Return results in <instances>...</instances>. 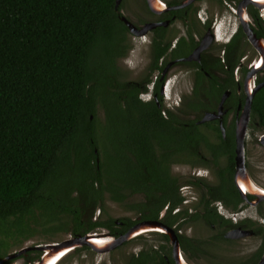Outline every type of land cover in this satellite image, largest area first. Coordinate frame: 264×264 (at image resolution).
Returning <instances> with one entry per match:
<instances>
[{
  "label": "flooded vegetation",
  "instance_id": "af4514ba",
  "mask_svg": "<svg viewBox=\"0 0 264 264\" xmlns=\"http://www.w3.org/2000/svg\"><path fill=\"white\" fill-rule=\"evenodd\" d=\"M256 2L120 0L113 6L112 65L101 81L113 102L105 108L100 98L109 96L98 93L89 115L94 131L58 163L62 171L50 178L56 188L44 196V207L31 206L27 231L0 235V264L258 262L261 256L256 263L250 258L264 250V196L257 192L264 190V129L252 120L251 105L242 136L250 184L240 190L234 178L245 86L264 81V8ZM137 53L144 61L134 77L130 57ZM222 182L235 188L236 201L223 194ZM259 236L261 246L246 259L227 263L219 253L221 245L225 251L240 238ZM85 237L94 243L67 246ZM56 243L66 247L45 251Z\"/></svg>",
  "mask_w": 264,
  "mask_h": 264
},
{
  "label": "trees",
  "instance_id": "16d2710c",
  "mask_svg": "<svg viewBox=\"0 0 264 264\" xmlns=\"http://www.w3.org/2000/svg\"><path fill=\"white\" fill-rule=\"evenodd\" d=\"M114 1L0 0V235L6 238L27 231L31 206L44 207V196L56 188L50 178L62 171L58 163L94 131L89 115L112 65ZM107 96L100 98L105 108L113 102ZM251 118L264 129V85L251 100ZM223 183V194L236 201L235 188ZM2 245L0 237V252Z\"/></svg>",
  "mask_w": 264,
  "mask_h": 264
},
{
  "label": "water",
  "instance_id": "95a60500",
  "mask_svg": "<svg viewBox=\"0 0 264 264\" xmlns=\"http://www.w3.org/2000/svg\"><path fill=\"white\" fill-rule=\"evenodd\" d=\"M120 0H115V6H117L118 2ZM258 2H256L255 4H257L260 8H264V0H258ZM263 1V2H262ZM248 37L249 36V32L248 30H246ZM251 39V38H250ZM262 85H264V81L256 84V85H250V86H245V90H246V98H245V104H244V116L241 120V125L237 127V139H236V144H237V148H236V156H235V161H236V169H235V173H234V178H235V182H236V186H238V188L241 190L242 186L247 187L250 184V180L247 176L246 170L244 168V163H243V155H242V136L244 133V129L246 126V122H247V112L249 111L250 105H251V100L253 98L254 93L256 92V90L258 88H260ZM239 127H240V133H239ZM264 136V135H263ZM240 178L242 179L243 182L238 183V180H240ZM247 181V182H245ZM245 182V184H244ZM260 194H262L261 196H264V190L261 191L260 189L257 191ZM240 235V233H239ZM83 242H88L89 244H92L94 242L91 241L90 237H85L80 239H76L75 242L68 244L67 246H74V245H78L81 244ZM66 246H62V243H56V244H47V246H44L45 251L46 249H64ZM61 251V250H60ZM264 263V250L263 253L261 255V258L258 260V262L256 264H263Z\"/></svg>",
  "mask_w": 264,
  "mask_h": 264
},
{
  "label": "rangeland",
  "instance_id": "374dc122",
  "mask_svg": "<svg viewBox=\"0 0 264 264\" xmlns=\"http://www.w3.org/2000/svg\"><path fill=\"white\" fill-rule=\"evenodd\" d=\"M139 38L135 39L134 41L138 42ZM144 61V59L142 58L140 53H137V55H132L130 57V63L134 64V66H136L137 70L134 72V75L132 76H136L138 75V67H140L142 65V62ZM99 115H101V112L99 111ZM261 176V173H258ZM262 178H264V172H263V176ZM37 235V234H36ZM30 236V234L26 235L25 237L21 238L20 241L22 242L21 244H26L28 242V237ZM35 238H37V236H35ZM31 240V239H30ZM15 242H11L8 243V245L6 246V251H11V249H14L16 245ZM262 243V238L256 237V238H252V239H247V237H243L238 239L236 242H234L232 245L227 246V250L223 251L224 246L221 245L220 249H219V253H223L226 254L222 255L223 257H226V262L228 263L231 260H236V262L246 259L250 256L251 253H253L256 248L258 246H261ZM231 256H235V258H231Z\"/></svg>",
  "mask_w": 264,
  "mask_h": 264
},
{
  "label": "bare ground",
  "instance_id": "6f19581e",
  "mask_svg": "<svg viewBox=\"0 0 264 264\" xmlns=\"http://www.w3.org/2000/svg\"><path fill=\"white\" fill-rule=\"evenodd\" d=\"M253 1H258V0H253ZM246 192V191H245ZM105 242V241H104ZM101 246V245H100ZM100 248V247H99ZM102 248V247H101ZM55 254V253H54ZM50 255V254H49ZM55 256V255H54ZM46 257V256H45ZM45 260V259H44ZM48 260V259H47ZM58 259H56L57 261ZM48 262V261H47ZM47 262L45 264H47ZM52 264V263H51Z\"/></svg>",
  "mask_w": 264,
  "mask_h": 264
}]
</instances>
